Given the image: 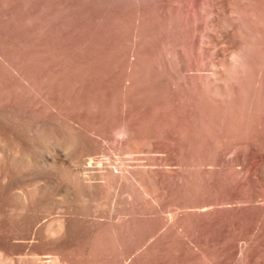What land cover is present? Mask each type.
Returning <instances> with one entry per match:
<instances>
[{
	"label": "rangeland",
	"instance_id": "1",
	"mask_svg": "<svg viewBox=\"0 0 264 264\" xmlns=\"http://www.w3.org/2000/svg\"><path fill=\"white\" fill-rule=\"evenodd\" d=\"M0 264H264V0H0Z\"/></svg>",
	"mask_w": 264,
	"mask_h": 264
},
{
	"label": "bare ground",
	"instance_id": "2",
	"mask_svg": "<svg viewBox=\"0 0 264 264\" xmlns=\"http://www.w3.org/2000/svg\"><path fill=\"white\" fill-rule=\"evenodd\" d=\"M149 189V188H148ZM150 190V189H149Z\"/></svg>",
	"mask_w": 264,
	"mask_h": 264
}]
</instances>
